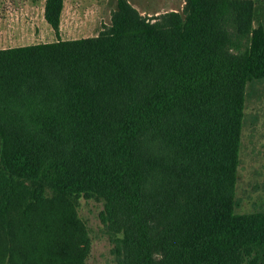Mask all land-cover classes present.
<instances>
[{
	"label": "trees",
	"instance_id": "1",
	"mask_svg": "<svg viewBox=\"0 0 264 264\" xmlns=\"http://www.w3.org/2000/svg\"><path fill=\"white\" fill-rule=\"evenodd\" d=\"M63 8L45 2L56 34ZM257 13L117 0L97 36L1 48L0 264H86L81 197L104 202L117 264H264V211L236 212Z\"/></svg>",
	"mask_w": 264,
	"mask_h": 264
},
{
	"label": "rangeland",
	"instance_id": "2",
	"mask_svg": "<svg viewBox=\"0 0 264 264\" xmlns=\"http://www.w3.org/2000/svg\"><path fill=\"white\" fill-rule=\"evenodd\" d=\"M254 1L258 7L256 26L264 18V0ZM45 2L0 0V49L97 36L111 24L112 12L117 8V0H65L63 29L56 34L44 18ZM129 2L142 15L155 17L170 11L182 12L186 0ZM236 200L238 213L264 211V79L247 85ZM103 209L101 199L78 200L77 212L92 243L86 264H117L114 238L100 219Z\"/></svg>",
	"mask_w": 264,
	"mask_h": 264
},
{
	"label": "crops",
	"instance_id": "3",
	"mask_svg": "<svg viewBox=\"0 0 264 264\" xmlns=\"http://www.w3.org/2000/svg\"><path fill=\"white\" fill-rule=\"evenodd\" d=\"M64 3H65V0H64ZM64 7H65V4H64ZM45 9V7H44ZM63 18H64V8H63V12H62V17H61V23H60V31L63 29ZM74 27L71 26V29L73 30ZM264 79V78H263ZM261 80V79H259ZM244 124H245V121H244Z\"/></svg>",
	"mask_w": 264,
	"mask_h": 264
}]
</instances>
